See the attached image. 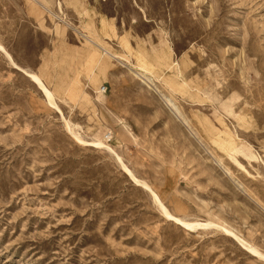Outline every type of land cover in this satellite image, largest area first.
<instances>
[{
	"label": "rangeland",
	"instance_id": "obj_1",
	"mask_svg": "<svg viewBox=\"0 0 264 264\" xmlns=\"http://www.w3.org/2000/svg\"><path fill=\"white\" fill-rule=\"evenodd\" d=\"M0 44V264H264L130 173L264 253V0H0Z\"/></svg>",
	"mask_w": 264,
	"mask_h": 264
},
{
	"label": "bare ground",
	"instance_id": "obj_2",
	"mask_svg": "<svg viewBox=\"0 0 264 264\" xmlns=\"http://www.w3.org/2000/svg\"><path fill=\"white\" fill-rule=\"evenodd\" d=\"M0 48L5 52V55L8 57V59L13 64H16L15 61H14V59L12 58L11 54L1 44H0ZM23 71L31 78L32 81H34L43 90V92L45 93L48 101L50 103L56 105L55 98H54V93L47 87V85L44 83V81L41 79V77L35 71H31V70H28L26 68H23ZM136 73H138V72H136ZM138 74L144 80L145 79H147L149 81L152 80V74L148 73L147 71H144L143 70V71H141ZM105 88L106 87H102L99 90V92H101V93L104 92ZM67 126H68L69 130L75 135V137H77L80 141H82V142L85 143V140L80 136V134H79V132L77 130L78 129V126H79L78 124H75V123H72V122L69 121L67 123ZM86 143H88V142H86ZM96 143H99V144L102 145V142L101 141H98ZM96 145H98V144H96ZM125 169H126V166H125ZM130 173L133 176L134 180L140 182L142 184L141 186H144L148 190L151 191V193L153 194L154 198L156 199L158 205L160 206L161 210L169 218L175 219L178 223L180 222V224H184L187 227L210 226V225L215 226V227L223 230L224 232H226V233L234 236L237 239V241L240 242L246 249H248L250 252L256 254V256H259V257H261V258L264 259V253H261L253 244H251L250 242H248L247 240H245L243 237H241L240 235H238L234 230H232L231 228H229V227H227L225 225L217 224V223H214L212 221H209V222H197V221L192 222V221H190V222H188V221H185L182 218H179L177 216H174L171 212H169V210L166 208V206L159 200L157 194L152 190V188L149 186L148 183H146L144 180H141V179L137 178L134 175V173L131 172V170H130Z\"/></svg>",
	"mask_w": 264,
	"mask_h": 264
},
{
	"label": "built area",
	"instance_id": "obj_3",
	"mask_svg": "<svg viewBox=\"0 0 264 264\" xmlns=\"http://www.w3.org/2000/svg\"><path fill=\"white\" fill-rule=\"evenodd\" d=\"M111 138H112L111 135H108V136H107V140H108V141L111 140Z\"/></svg>",
	"mask_w": 264,
	"mask_h": 264
}]
</instances>
